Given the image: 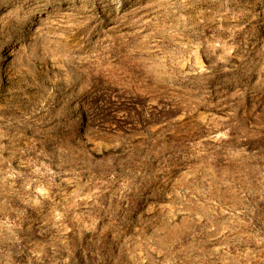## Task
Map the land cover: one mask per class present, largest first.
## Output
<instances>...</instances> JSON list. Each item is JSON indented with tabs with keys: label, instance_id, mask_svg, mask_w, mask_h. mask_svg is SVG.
<instances>
[{
	"label": "rangeland",
	"instance_id": "rangeland-1",
	"mask_svg": "<svg viewBox=\"0 0 264 264\" xmlns=\"http://www.w3.org/2000/svg\"><path fill=\"white\" fill-rule=\"evenodd\" d=\"M0 264H264V0H0Z\"/></svg>",
	"mask_w": 264,
	"mask_h": 264
}]
</instances>
